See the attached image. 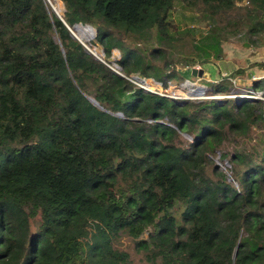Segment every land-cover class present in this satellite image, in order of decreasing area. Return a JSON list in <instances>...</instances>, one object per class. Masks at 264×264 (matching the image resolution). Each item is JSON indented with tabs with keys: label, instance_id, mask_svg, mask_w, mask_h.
Segmentation results:
<instances>
[{
	"label": "trees",
	"instance_id": "1",
	"mask_svg": "<svg viewBox=\"0 0 264 264\" xmlns=\"http://www.w3.org/2000/svg\"><path fill=\"white\" fill-rule=\"evenodd\" d=\"M63 1L126 76L48 0H0V264H130L123 237L147 264H264V100L228 96L250 67L206 82L221 99L128 78L167 88L227 44L258 49L264 0ZM148 34L147 54L126 37Z\"/></svg>",
	"mask_w": 264,
	"mask_h": 264
},
{
	"label": "rangeland",
	"instance_id": "2",
	"mask_svg": "<svg viewBox=\"0 0 264 264\" xmlns=\"http://www.w3.org/2000/svg\"><path fill=\"white\" fill-rule=\"evenodd\" d=\"M48 1L52 5L53 10L55 9L60 15H61V12L63 11V14H64L65 3L63 0H48ZM55 10H54V12H55ZM188 13H190V11L186 10L183 14L187 15ZM185 15H181L180 18L185 19ZM171 23H172V28H174L176 26V24L180 23V21L178 20V18L176 16V12H175L174 18L171 20ZM85 26L91 27L93 29V31L95 32L94 35L92 34L91 31H82V33L79 34V36L85 40V43L92 41V43L97 47L95 49L97 51H95L92 47L89 46V48L92 52H94L98 56H100V54L104 55V49L99 44L95 43V40H94V38L97 34L96 28L94 26H91V25H85ZM72 31H73V34H77L76 30L74 28L72 29ZM89 37H92V38L90 40L86 41V39ZM126 37L130 43H132L133 45L137 44V46L140 47V49L146 54L151 51V48H153L155 43H156V39H155L154 35H152V34L149 36H146L147 38L144 37L142 39L136 38L134 35H127ZM185 42L179 41V40L176 41L174 53L176 52L178 54H190L192 52L191 51L192 45L190 43L185 44ZM235 47L236 46H234L232 44L225 45L221 51L220 57H216L214 53H210L208 56H205L206 59L207 58L209 59V61H208L209 63H207L204 66V73L200 77L192 76V70H184L183 71V77H185L186 80L190 79L193 82V83L189 82V85H186V80L181 79V80H173L167 88H163L161 86V84L160 83L158 84L153 78H148V80L151 82L150 85L153 88H155L157 91L167 92V94H169V95L171 94V95H173V97H175L177 99H180V98L181 99H183V98H185V99L186 98L187 99L207 98L201 94L202 93L201 90L204 91L203 92L204 95H210V94H208L209 86L206 84V82L211 81L212 78H215L216 73L221 74V75H227V74H230L234 68L236 69L238 66H244V65H242L244 51H242V49H240V48L236 49ZM119 57H120V49L118 47L113 48L111 58L112 59L115 58L117 60V59H119ZM193 60H194V58H193ZM114 62H116V61H114ZM192 67H202V65H200L198 62H194L192 64ZM244 76H245V74L243 75V77L235 76L233 78L236 83H235V87L231 88V93H232L231 95L236 94L237 92L241 93L242 89L244 87H251V85H247L246 83H244L242 81V78H244ZM192 88L196 89V90H191ZM233 97H235V96H233ZM90 98L94 103L98 104V102L94 98H92V97H90ZM212 98H216V97H212ZM217 98L221 99V98H223V96H221V97L217 96ZM183 136L185 138H187L188 140L191 139L187 135H183ZM254 143H256V142H254ZM117 247H119L123 251L129 253L130 264H147L148 263L146 260L145 254L142 253L141 251L137 250L135 245H134V242L132 240L128 239L127 237H123L119 241ZM155 264H162V263L156 262Z\"/></svg>",
	"mask_w": 264,
	"mask_h": 264
},
{
	"label": "built area",
	"instance_id": "3",
	"mask_svg": "<svg viewBox=\"0 0 264 264\" xmlns=\"http://www.w3.org/2000/svg\"><path fill=\"white\" fill-rule=\"evenodd\" d=\"M85 43V42H84ZM92 45H94L93 43H92ZM85 47L86 48H88V50L90 51V52H92L91 50H90V48H89V46L85 43ZM97 58H99L100 60H102V61H104V62H106L105 60H104V55H101L100 54V56H98V55H96L94 52H92ZM107 63V62H106ZM110 67H112L116 72H118L119 74H121V75H123V76H126L125 74H124V72H123V70L121 69V67H119V65L118 64H109V63H107ZM132 82H134L135 84H137V85H139V86H141L142 88H144L145 90H147V91H152V92H156V93H160V94H165V95H169V94H167V92H159V91H157L155 88H153L151 85H150V81L148 80V79H142V78H139V77H137V76H132V77H128ZM233 81V83L235 84L236 82H235V80L233 79L232 80ZM158 83V82H157ZM193 83V82H192ZM159 84V83H158ZM202 91V95L204 96V97H217V96H224V95H204L203 94V90H201ZM193 93V92H192ZM191 93V94H192ZM169 96H173V95H169ZM228 96H230V95H228ZM232 96H241V97H248V98H253V99H263L264 100V96H263V94L260 92V91H255L254 89H252L251 87H244L243 89H242V92L240 93V92H237L236 94H233ZM225 166H228V164L227 163H225L224 164V166H222L223 168L222 169H224V167Z\"/></svg>",
	"mask_w": 264,
	"mask_h": 264
},
{
	"label": "crops",
	"instance_id": "4",
	"mask_svg": "<svg viewBox=\"0 0 264 264\" xmlns=\"http://www.w3.org/2000/svg\"><path fill=\"white\" fill-rule=\"evenodd\" d=\"M258 62L264 63V45L256 50H245L243 53L242 65L250 67L246 71L247 75L245 73L246 77L244 76V78H242V81L247 85H251V81L253 79L264 76V68H261L260 66H255V64Z\"/></svg>",
	"mask_w": 264,
	"mask_h": 264
},
{
	"label": "water",
	"instance_id": "5",
	"mask_svg": "<svg viewBox=\"0 0 264 264\" xmlns=\"http://www.w3.org/2000/svg\"><path fill=\"white\" fill-rule=\"evenodd\" d=\"M55 10V9H54ZM64 10H65V8H64ZM55 13H56V15L58 16V17H60V19L68 26V28L71 30V32L73 33V31H72V28L70 27V25L65 21V19H64V17H63V15H60L56 10H55ZM86 28V29H90V30H92V28L91 27H89V26H85V25H82V24H76L75 26H74V29L76 30L77 28ZM84 45H85V43L81 40V38L77 35V34H74ZM203 73H204V69L202 68V67H192V76H198V77H200V76H202L203 75ZM189 81H191L190 79H187L186 80V85H189ZM230 96H232V95H230Z\"/></svg>",
	"mask_w": 264,
	"mask_h": 264
},
{
	"label": "bare ground",
	"instance_id": "6",
	"mask_svg": "<svg viewBox=\"0 0 264 264\" xmlns=\"http://www.w3.org/2000/svg\"><path fill=\"white\" fill-rule=\"evenodd\" d=\"M82 31H91L93 35H94V33H95V32L93 31V29L90 30V29H86V28H83V27H82V28H79V27H78V28L76 29V33H77V35L79 36V34H81ZM79 37H80V36H79ZM80 38H81V37H80ZM91 38H92V37L87 38L86 41H87V40H90ZM81 40H83V41L85 42V40H84L83 38H81ZM96 48H97V47H96ZM96 48H94V50H95ZM95 51H97V50H95ZM189 82L192 83V81H189ZM196 84H197V83H196ZM191 90H196V89H193V88H192Z\"/></svg>",
	"mask_w": 264,
	"mask_h": 264
}]
</instances>
